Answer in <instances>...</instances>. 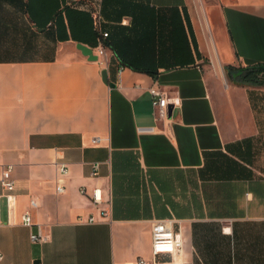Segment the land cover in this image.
Returning <instances> with one entry per match:
<instances>
[{
    "label": "crops",
    "instance_id": "crops-1",
    "mask_svg": "<svg viewBox=\"0 0 264 264\" xmlns=\"http://www.w3.org/2000/svg\"><path fill=\"white\" fill-rule=\"evenodd\" d=\"M227 67H264V0H0V264H264V72ZM154 220L179 255L153 257Z\"/></svg>",
    "mask_w": 264,
    "mask_h": 264
},
{
    "label": "built area",
    "instance_id": "built-area-1",
    "mask_svg": "<svg viewBox=\"0 0 264 264\" xmlns=\"http://www.w3.org/2000/svg\"><path fill=\"white\" fill-rule=\"evenodd\" d=\"M108 37L107 33H101L98 38L99 46L97 50V58L104 55V51L101 48L102 40ZM104 65V63H102ZM151 97V105L153 109V117L156 122H164L168 119L169 106H179L180 101L177 98H170L166 92L162 91L158 86H153L148 90ZM99 164L92 165V175L96 176L98 173ZM60 179L64 178L68 174V169L65 164H58L57 167ZM12 167L7 166L1 173L0 183L8 191L12 192L14 187V181L11 178ZM63 188L60 185H56L55 192L57 194L62 193ZM84 194L85 191L81 190ZM91 204L98 211L102 219L109 218L111 214V201H104L101 189L99 187L93 188L90 197ZM7 202L9 207L13 205L14 197L9 194L7 196ZM37 207L35 199H31L29 202V208L24 211L21 216L22 223L29 227L31 226L30 210ZM95 223L93 217H89L87 224ZM47 236L41 235L40 227H38V233L36 235H30L29 239L32 243H45ZM183 247L182 239L178 233L173 232L172 222L170 220H154L151 223V253L153 257L159 255H179ZM2 257L0 256V260ZM137 264H148L144 259H139ZM163 264H181L176 262L163 263Z\"/></svg>",
    "mask_w": 264,
    "mask_h": 264
},
{
    "label": "trees",
    "instance_id": "trees-1",
    "mask_svg": "<svg viewBox=\"0 0 264 264\" xmlns=\"http://www.w3.org/2000/svg\"><path fill=\"white\" fill-rule=\"evenodd\" d=\"M226 71L227 74L234 80H239L238 82H236V84L250 86L262 83L260 78L262 72H264V67H249L239 69L227 67Z\"/></svg>",
    "mask_w": 264,
    "mask_h": 264
},
{
    "label": "water",
    "instance_id": "water-1",
    "mask_svg": "<svg viewBox=\"0 0 264 264\" xmlns=\"http://www.w3.org/2000/svg\"><path fill=\"white\" fill-rule=\"evenodd\" d=\"M84 56H87L89 58L90 61H96L97 60V57L96 56H93L92 55V51L85 48V47H82V46H78L77 47Z\"/></svg>",
    "mask_w": 264,
    "mask_h": 264
},
{
    "label": "rangeland",
    "instance_id": "rangeland-1",
    "mask_svg": "<svg viewBox=\"0 0 264 264\" xmlns=\"http://www.w3.org/2000/svg\"><path fill=\"white\" fill-rule=\"evenodd\" d=\"M199 3H206V2H208V1H210V0H197Z\"/></svg>",
    "mask_w": 264,
    "mask_h": 264
}]
</instances>
